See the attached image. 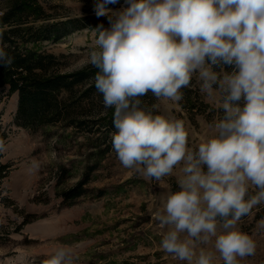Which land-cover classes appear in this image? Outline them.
<instances>
[{
    "label": "clouds",
    "instance_id": "clouds-1",
    "mask_svg": "<svg viewBox=\"0 0 264 264\" xmlns=\"http://www.w3.org/2000/svg\"><path fill=\"white\" fill-rule=\"evenodd\" d=\"M116 4L94 0L96 17L109 27L92 29L87 63L98 69L105 110L114 109L117 159L157 181L183 165L178 190L155 214L167 228L165 253L186 264H214L217 254L223 264H240L255 255L256 242L237 225L264 203V0H123L109 7ZM8 47L0 33L2 67L14 60ZM194 75L202 93L219 91L223 110L217 135L196 150L183 120L154 114L158 105L142 101L151 93L179 102ZM40 264H77V257L61 246Z\"/></svg>",
    "mask_w": 264,
    "mask_h": 264
},
{
    "label": "rangeland",
    "instance_id": "rangeland-1",
    "mask_svg": "<svg viewBox=\"0 0 264 264\" xmlns=\"http://www.w3.org/2000/svg\"><path fill=\"white\" fill-rule=\"evenodd\" d=\"M23 1L0 0V15ZM31 1L34 4L23 28L34 32L68 20H77L81 28L59 41L41 40L25 46L55 55L63 73L92 67L87 63L95 46L92 29L98 24L109 27L106 17H96L94 0ZM122 5L120 0L109 7L116 10ZM224 69L233 70L232 66ZM181 91L179 102L152 96L150 106L158 105L154 114L183 120L188 146L196 150L217 135L214 125L223 116L221 95L219 91L211 96L202 93L198 75ZM70 97L61 95L63 100ZM99 104L95 115L89 113V118L98 119L90 128L70 127L63 121L32 131L16 123L18 93L9 95L8 86L0 90V127L8 135L0 158L11 166L0 188V264H40L61 246L72 249L77 264H186L160 248L167 228L155 219L167 196L178 190L183 165L175 166L170 176L159 181L124 168L112 148L115 131L105 123L111 108L105 110ZM83 180L84 193L65 200L64 192ZM256 191L250 188L249 195ZM237 227L256 242L255 255L240 264H264V203L253 207ZM206 247L211 250L212 244ZM214 264H223L218 254Z\"/></svg>",
    "mask_w": 264,
    "mask_h": 264
},
{
    "label": "trees",
    "instance_id": "trees-1",
    "mask_svg": "<svg viewBox=\"0 0 264 264\" xmlns=\"http://www.w3.org/2000/svg\"><path fill=\"white\" fill-rule=\"evenodd\" d=\"M33 4L31 0H24L0 15V33L3 34L4 42L9 45L7 51L14 58L11 66H0V90L8 86L9 95L18 93L16 123L24 128L37 131L45 125L63 121L70 127L80 129L89 125L90 128L98 119L89 118V113L95 115V110L100 107L99 103H103V96L96 90L94 82L98 69L92 66L73 73H63L55 55L39 53L25 46L41 40L59 41L80 29L81 25L77 20H68L46 25L34 32L30 28H23V24H26L24 18ZM90 81L91 84L87 87ZM79 87L84 89L81 91ZM63 93H68L70 99L63 100ZM142 101L144 105L150 106L153 101L152 94L142 97ZM113 113L114 109L111 108L105 123L108 129L116 131L113 126ZM0 139L5 144L8 139L1 127ZM10 167L3 164L0 158V188ZM85 181L65 191V200L80 197L84 193ZM28 222L27 220L24 224Z\"/></svg>",
    "mask_w": 264,
    "mask_h": 264
}]
</instances>
